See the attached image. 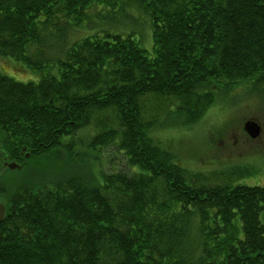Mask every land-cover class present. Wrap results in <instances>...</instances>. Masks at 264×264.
Here are the masks:
<instances>
[{
    "label": "trees",
    "instance_id": "16d2710c",
    "mask_svg": "<svg viewBox=\"0 0 264 264\" xmlns=\"http://www.w3.org/2000/svg\"><path fill=\"white\" fill-rule=\"evenodd\" d=\"M0 60L38 75L0 69V167L92 122L95 159L125 161L0 185V264H264V186L210 183L149 134L264 88V0H0Z\"/></svg>",
    "mask_w": 264,
    "mask_h": 264
},
{
    "label": "rangeland",
    "instance_id": "374dc122",
    "mask_svg": "<svg viewBox=\"0 0 264 264\" xmlns=\"http://www.w3.org/2000/svg\"><path fill=\"white\" fill-rule=\"evenodd\" d=\"M144 46L150 49L151 40H145ZM2 65L4 69L0 66L1 71L16 80L26 82L38 79V75L30 71L13 69L9 63ZM246 87L244 85L241 90H235L237 94L219 95L203 117L192 126L175 125L171 118L161 119L160 115L149 134L161 147L171 152L180 165L190 171L204 173L210 183L228 180L233 184L264 186V88L252 90ZM154 107L155 103L146 104L148 112H153ZM106 114L112 115L111 112ZM248 118H254L260 124L258 139H250L243 131V123ZM94 126L92 122L77 130L70 137L72 144L69 150L60 147L50 151L41 160L29 158L25 166L20 165V159H16L17 162L6 161L16 163L18 167L6 170L5 165L1 166L0 185L13 186L20 182L36 184L49 173L69 169L71 162H76L74 167L71 166L75 172L84 171L75 168L76 165L82 167L83 162L94 171L98 166H102L106 172L122 168L125 161L114 146L103 150L99 161L95 159L98 153L86 147L95 132ZM23 148L20 154L25 161L30 153ZM260 219L264 223V214H261Z\"/></svg>",
    "mask_w": 264,
    "mask_h": 264
},
{
    "label": "water",
    "instance_id": "95a60500",
    "mask_svg": "<svg viewBox=\"0 0 264 264\" xmlns=\"http://www.w3.org/2000/svg\"><path fill=\"white\" fill-rule=\"evenodd\" d=\"M243 129L247 133V135L252 139L256 138L260 132L259 125L253 119L246 120L243 124ZM21 150L24 151V148H22ZM4 165L9 170L18 167V165L14 162H9V163L4 162ZM4 212H5V205L2 201H0V221L3 218Z\"/></svg>",
    "mask_w": 264,
    "mask_h": 264
},
{
    "label": "flooded vegetation",
    "instance_id": "af4514ba",
    "mask_svg": "<svg viewBox=\"0 0 264 264\" xmlns=\"http://www.w3.org/2000/svg\"><path fill=\"white\" fill-rule=\"evenodd\" d=\"M260 133H261V130H260ZM259 136H260V134H259ZM259 136H258V137H259ZM258 137H257L256 139H258Z\"/></svg>",
    "mask_w": 264,
    "mask_h": 264
}]
</instances>
